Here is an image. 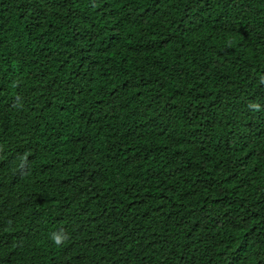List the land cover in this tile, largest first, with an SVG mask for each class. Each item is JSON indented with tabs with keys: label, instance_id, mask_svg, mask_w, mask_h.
Segmentation results:
<instances>
[{
	"label": "trees",
	"instance_id": "1",
	"mask_svg": "<svg viewBox=\"0 0 264 264\" xmlns=\"http://www.w3.org/2000/svg\"><path fill=\"white\" fill-rule=\"evenodd\" d=\"M0 264H264V0H0Z\"/></svg>",
	"mask_w": 264,
	"mask_h": 264
},
{
	"label": "clouds",
	"instance_id": "2",
	"mask_svg": "<svg viewBox=\"0 0 264 264\" xmlns=\"http://www.w3.org/2000/svg\"><path fill=\"white\" fill-rule=\"evenodd\" d=\"M256 107L258 108L259 106L257 105ZM51 238L55 244L61 245L68 238V236L66 234L62 235L59 233H53Z\"/></svg>",
	"mask_w": 264,
	"mask_h": 264
}]
</instances>
